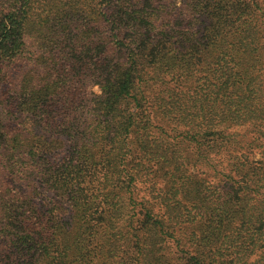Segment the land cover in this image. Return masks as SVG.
<instances>
[{"label":"trees","instance_id":"trees-1","mask_svg":"<svg viewBox=\"0 0 264 264\" xmlns=\"http://www.w3.org/2000/svg\"><path fill=\"white\" fill-rule=\"evenodd\" d=\"M0 113V264H264V0H0Z\"/></svg>","mask_w":264,"mask_h":264},{"label":"rangeland","instance_id":"rangeland-1","mask_svg":"<svg viewBox=\"0 0 264 264\" xmlns=\"http://www.w3.org/2000/svg\"><path fill=\"white\" fill-rule=\"evenodd\" d=\"M45 34H41L39 32L36 33V40L34 38V43L33 45L31 46V49L33 50V53H35V55H33L32 53V56L29 60L25 61L22 66H20V68L18 69V73L19 75L22 73V71L24 69H32L33 73L30 74L29 76L31 77H37L38 79L42 76V75H45L47 74L48 72V68L45 66V64L40 61V59H36V61H31V59L34 57V59L37 57V54H38V47L40 46H44V44L48 45V42H47V34L46 36H44ZM50 44V42H49ZM15 75H17L16 73H13V77H15ZM93 91L97 94H100L101 93V89L98 85H95L93 86ZM1 117L3 116V114H1ZM16 116L12 115V114H9V119L13 118L14 119V124L15 123H18V124H21V123H24L25 125L27 126H32L33 124V120L30 119V118H27L26 115H21L19 114V116L17 118H15ZM9 121V120H8ZM172 249V248H171ZM165 253H167V251H164ZM172 257H175L174 255H172ZM179 262V259L177 258H174L173 259V264H177Z\"/></svg>","mask_w":264,"mask_h":264}]
</instances>
